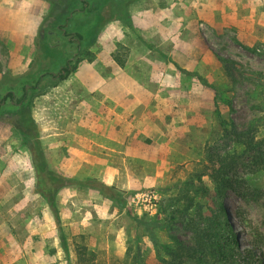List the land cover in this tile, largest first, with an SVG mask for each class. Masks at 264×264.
Returning a JSON list of instances; mask_svg holds the SVG:
<instances>
[{
    "label": "rangeland",
    "instance_id": "obj_1",
    "mask_svg": "<svg viewBox=\"0 0 264 264\" xmlns=\"http://www.w3.org/2000/svg\"><path fill=\"white\" fill-rule=\"evenodd\" d=\"M9 90L0 264H162L177 239L198 241V227L220 233V264H252L250 247L264 259V163L230 135L235 124L264 149V0H0L1 97ZM28 116L48 168L70 179L57 193L67 251L37 190ZM227 152L239 156V193H217L209 175L210 157ZM89 179L118 188L122 207L75 181ZM151 189L157 210L139 214L131 196Z\"/></svg>",
    "mask_w": 264,
    "mask_h": 264
},
{
    "label": "trees",
    "instance_id": "obj_2",
    "mask_svg": "<svg viewBox=\"0 0 264 264\" xmlns=\"http://www.w3.org/2000/svg\"><path fill=\"white\" fill-rule=\"evenodd\" d=\"M121 0H114V4H119ZM95 32V31H94ZM76 36L78 39L83 40L84 36L76 32ZM114 59L120 64L124 65L125 60L120 57L117 53H113ZM223 64L226 70L227 75L234 81L236 76L234 73V63L232 60L224 58ZM64 73L60 74V79H65L71 72L70 65L65 66L62 68ZM27 86H24L26 89ZM26 94L19 99V103L23 100ZM13 91L9 90L3 97L0 95V108L3 103L6 101L8 97H13ZM221 122L224 124V120L221 119ZM21 126L24 128V132H29L33 136V140L29 142L30 149L32 153V161L33 166L36 170L37 174V190L42 193V195L46 198L49 202L50 206L54 209L57 217V222L60 231V238L61 244L63 248L67 251L68 250V237L65 231V228L61 222V216L58 208V201H57V193L59 190L67 183L70 182L69 178H65L64 176L58 175L51 171L48 168L47 160L45 157V153L43 148L40 145V138L39 134L36 131L37 125L33 117L28 116L22 119ZM227 129V128H226ZM33 131H35L33 133ZM230 135H232L233 140L237 144H243L246 148L254 151L252 157V161L255 164L262 165L264 163V149L257 146V142L255 137L250 131L247 130H239L236 125L234 124L230 130ZM30 141V140H28ZM211 161V170L209 175L212 179V182L215 186V191L217 193H222L226 188H232L239 193L237 185H239L240 180L239 176L236 172L237 167L239 166V156L235 154V152H227L223 153H216L210 157ZM82 185H87L88 183L92 182L94 187H97L104 193H107L108 196L114 200L122 207V200L120 190L115 186L108 185L105 183H98L94 179L89 180H75ZM178 211V210H177ZM172 211L173 217H175V212ZM226 221V220H225ZM226 237L229 246L235 250H237L239 241L237 235L233 234L232 227L226 225ZM225 229V228H224ZM196 234L199 235L198 241L194 244H186L180 239H177L175 247H166L167 256L162 258V264H220L218 263V258L221 255L226 256L224 254V246L220 244V233L219 232H211V230H203L202 228H196ZM86 245H82L80 248V256H85L86 252ZM246 252L249 253L248 261L251 260L252 264H256L254 262L256 255L253 247L247 248ZM129 254L127 259H129ZM260 263L264 264V259L262 256L256 258ZM82 260H86L83 259ZM132 264H143L141 261L133 262Z\"/></svg>",
    "mask_w": 264,
    "mask_h": 264
},
{
    "label": "built area",
    "instance_id": "obj_3",
    "mask_svg": "<svg viewBox=\"0 0 264 264\" xmlns=\"http://www.w3.org/2000/svg\"><path fill=\"white\" fill-rule=\"evenodd\" d=\"M161 201V196L157 190L140 191L131 196L130 204L134 206L139 214L145 212H155Z\"/></svg>",
    "mask_w": 264,
    "mask_h": 264
},
{
    "label": "flooded vegetation",
    "instance_id": "obj_4",
    "mask_svg": "<svg viewBox=\"0 0 264 264\" xmlns=\"http://www.w3.org/2000/svg\"><path fill=\"white\" fill-rule=\"evenodd\" d=\"M65 33H66V31H65ZM61 73H64V70H62V72H60V74H61ZM59 76H60V75H59Z\"/></svg>",
    "mask_w": 264,
    "mask_h": 264
}]
</instances>
